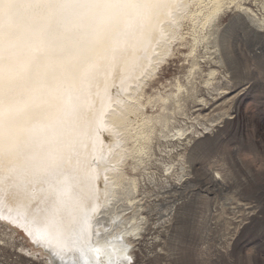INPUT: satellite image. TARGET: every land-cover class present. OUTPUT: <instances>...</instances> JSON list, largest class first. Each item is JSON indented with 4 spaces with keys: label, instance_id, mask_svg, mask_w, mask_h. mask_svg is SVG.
<instances>
[{
    "label": "bare ground",
    "instance_id": "bare-ground-1",
    "mask_svg": "<svg viewBox=\"0 0 264 264\" xmlns=\"http://www.w3.org/2000/svg\"><path fill=\"white\" fill-rule=\"evenodd\" d=\"M230 5L259 20L242 0H0V220L25 232L27 255L128 264L144 218L127 168L169 136ZM174 51L186 83L148 93Z\"/></svg>",
    "mask_w": 264,
    "mask_h": 264
},
{
    "label": "rangeland",
    "instance_id": "rangeland-1",
    "mask_svg": "<svg viewBox=\"0 0 264 264\" xmlns=\"http://www.w3.org/2000/svg\"><path fill=\"white\" fill-rule=\"evenodd\" d=\"M242 2L257 23L233 5L218 15L217 46L199 56L202 72L171 132L164 129L169 136L153 140L145 168H127L138 178L131 201L144 218L128 264H264V9L263 0ZM174 52L148 93L169 89L174 78L186 83L188 61ZM210 68L218 73L207 86ZM178 127L188 129L179 135ZM10 228L0 220V264H45L21 249L25 232Z\"/></svg>",
    "mask_w": 264,
    "mask_h": 264
}]
</instances>
